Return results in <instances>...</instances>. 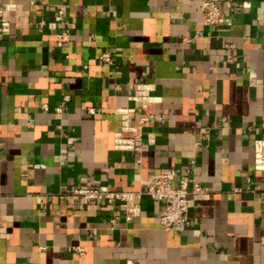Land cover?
Listing matches in <instances>:
<instances>
[{
  "label": "crops",
  "instance_id": "obj_1",
  "mask_svg": "<svg viewBox=\"0 0 264 264\" xmlns=\"http://www.w3.org/2000/svg\"><path fill=\"white\" fill-rule=\"evenodd\" d=\"M207 1L0 0V264H264V0H213L216 25ZM140 83L160 119L138 162L114 135ZM188 173L209 191L183 229L147 195L125 220L73 194Z\"/></svg>",
  "mask_w": 264,
  "mask_h": 264
},
{
  "label": "built area",
  "instance_id": "obj_2",
  "mask_svg": "<svg viewBox=\"0 0 264 264\" xmlns=\"http://www.w3.org/2000/svg\"><path fill=\"white\" fill-rule=\"evenodd\" d=\"M206 12L204 22L208 25H216L221 15L218 5L209 0L202 6ZM62 13L57 10L58 16ZM68 29L62 28L56 36V45L61 46L68 37ZM100 59L106 63H111V57L108 52L100 55ZM152 85L149 83H140L133 90L130 98L135 101L141 109L137 118V124H131L128 114H120V128L114 135V148L123 151H131L136 154L137 161H140V154L143 145V127L145 125L153 126L160 119L150 111V97ZM93 111V109H89ZM153 133L147 135V141L152 143ZM254 160L253 168L255 171H264V139L254 141ZM143 188L138 191H111L99 187L75 188L73 194L81 196L86 201H103L108 204H118L123 212L125 220L139 214V199L147 195L151 199L161 202L163 208L157 214L160 226L166 230L183 229L190 225L189 212L191 208L190 198L196 195H205L209 189L201 185L194 177L188 174H182L177 178L154 174L142 181ZM117 217H112L109 221L113 223ZM124 264H138L136 261L128 260Z\"/></svg>",
  "mask_w": 264,
  "mask_h": 264
}]
</instances>
